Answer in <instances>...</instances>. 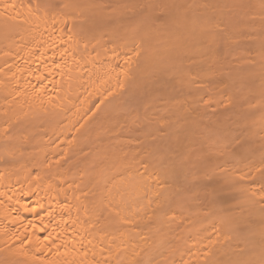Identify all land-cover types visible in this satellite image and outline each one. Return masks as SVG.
<instances>
[{"label": "bare ground", "instance_id": "6f19581e", "mask_svg": "<svg viewBox=\"0 0 264 264\" xmlns=\"http://www.w3.org/2000/svg\"><path fill=\"white\" fill-rule=\"evenodd\" d=\"M0 264H264V0H0Z\"/></svg>", "mask_w": 264, "mask_h": 264}]
</instances>
